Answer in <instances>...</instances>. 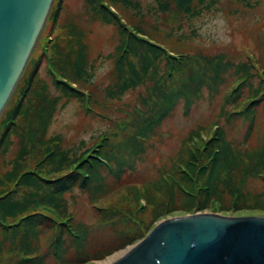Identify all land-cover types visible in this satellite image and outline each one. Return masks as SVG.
Instances as JSON below:
<instances>
[{
    "label": "trees",
    "instance_id": "trees-1",
    "mask_svg": "<svg viewBox=\"0 0 264 264\" xmlns=\"http://www.w3.org/2000/svg\"><path fill=\"white\" fill-rule=\"evenodd\" d=\"M155 1L156 12L174 13L190 22L223 3ZM236 1L251 7L252 0ZM65 3L55 0L44 28L61 29V37H56L51 52L31 57L0 118V160L10 153L15 138L20 144L16 157L7 163L10 169H0V263L7 246L16 258L11 264L104 260L146 238L154 222L170 215L212 210L264 217V135L256 147L244 145L259 131V119H264V75L249 58L238 63L225 53L181 51L186 45L182 25L169 32L146 26L139 0H86V5L91 20L114 27L118 34L110 55L114 80L104 89V98L119 101L146 88L140 95L141 107L119 126V132L100 134L90 147L66 149L63 137H48L59 109L71 101L79 102L87 114L105 116L91 107L96 103L85 88L93 83L96 62H90L84 32L75 23H62ZM132 17L139 21H129ZM43 60L48 62L50 84L39 76ZM220 88L226 91L220 109L225 123L193 129L169 168H159V175L145 183L129 182L177 106L183 104L188 116L204 89L215 96ZM236 120L247 126L243 143L235 144L228 136ZM113 137L121 141L114 143ZM33 150L38 156L34 167L27 158ZM123 191L126 200L105 201ZM77 193L87 196L97 212L93 225L78 221L73 210ZM142 199L147 203L145 212L151 214L149 222L135 215ZM99 235L106 238L91 246ZM90 246L97 250L93 259L86 253L88 249L90 255Z\"/></svg>",
    "mask_w": 264,
    "mask_h": 264
},
{
    "label": "rangeland",
    "instance_id": "rangeland-1",
    "mask_svg": "<svg viewBox=\"0 0 264 264\" xmlns=\"http://www.w3.org/2000/svg\"><path fill=\"white\" fill-rule=\"evenodd\" d=\"M139 1L141 2L144 13L143 23L146 26L152 27L157 25L164 32H169L172 29L177 30L182 25L186 45L183 43L184 47L181 48V51L188 52L190 55H194V53H203L205 55L225 53L227 57L238 63L244 62L249 58L258 65V72L264 75V0H252L251 7L241 5L236 0H223V3L216 11L206 13L201 18L191 22L182 18H176L174 13L169 12L164 15L156 12L157 5L155 0ZM65 2L62 23H75L79 30L84 32L89 48L90 62H96L93 71V83L88 88H85L86 92L91 94L92 100L96 103V105L92 103L91 107L93 110L105 115L101 117L87 114L82 105L77 101H71L65 107L59 109L49 130L48 137L51 138L60 135L63 137L64 147L66 149L72 148L76 150L78 148L92 146L98 141L97 138L100 134L107 133L113 135L116 131L119 132V126L124 121H127L128 117L131 119V115L135 113V110L141 107L139 105L140 95L145 93L146 88L133 91L119 101H110L104 98V89L114 80V76L111 73L114 63L110 55L118 43L117 31L114 27L104 25L100 21L91 20V14L87 8L86 0H65ZM132 18L129 21H139V18ZM50 27L47 25L44 32H42L43 34H41L31 57L38 58L43 54V51L44 53L47 50V53L51 52L56 37H61L63 32L61 29L50 30ZM61 45L64 47L63 44ZM47 63L46 60H43L41 63L39 76L46 79L50 84V79L47 75ZM226 78L230 80L228 74ZM50 88L55 93L53 86ZM225 93V89L220 88L218 95L212 96L207 89H204L202 99L192 108L188 116L185 115L183 104H179L169 119L162 124L159 135L152 140L153 145L147 154L143 156L141 162L138 163L137 171L128 178V181L145 183L147 180L159 175V168H169L188 133L198 126L210 127L219 121L221 124H224L225 121L220 117V109L223 105ZM143 110L145 109L143 108ZM232 124L233 127L231 126L230 132L227 129L229 138L235 144L243 143V136L246 134L247 126L237 120ZM258 124L259 131L254 133L247 143H244L249 149L256 147L259 139L264 135V119H259ZM112 141L117 143L121 139L116 140L113 137ZM82 142H85L84 146H82ZM19 150L20 144L18 139L15 138L10 153L4 160H0L1 171L10 169V165H7V163L16 157ZM36 153L37 150H33L27 157L29 158V164L33 167L35 164L37 165L38 156H36ZM257 189H261V186H257ZM123 192L120 196L115 194L105 197V201L108 203H117L121 197L126 200L125 196L127 194L125 191ZM76 198L77 204L73 210L78 221L83 223L87 222L91 225L96 223L98 218L97 212L90 205L87 196L77 193ZM140 206L142 208L138 207L136 209L138 213L135 215L149 222L151 220V214L150 211L145 212L148 209L144 199L141 200ZM206 213L228 217H248L247 215H249L246 212L213 213L212 210ZM181 216L186 215H170L158 222H154V228L150 232L161 223ZM105 238V235H99L90 244L92 246ZM139 242L115 252L104 260H91L88 264L104 262L120 252L132 249ZM91 246L90 255L88 254V249L86 253L88 258L93 259L96 256L95 252L97 250L91 249ZM5 254L0 264H11L16 260L13 254L9 253V246L6 247ZM50 264L53 263L50 262Z\"/></svg>",
    "mask_w": 264,
    "mask_h": 264
},
{
    "label": "water",
    "instance_id": "water-1",
    "mask_svg": "<svg viewBox=\"0 0 264 264\" xmlns=\"http://www.w3.org/2000/svg\"><path fill=\"white\" fill-rule=\"evenodd\" d=\"M55 0H0V117ZM112 264H264V217L197 213L169 219Z\"/></svg>",
    "mask_w": 264,
    "mask_h": 264
},
{
    "label": "bare ground",
    "instance_id": "bare-ground-1",
    "mask_svg": "<svg viewBox=\"0 0 264 264\" xmlns=\"http://www.w3.org/2000/svg\"><path fill=\"white\" fill-rule=\"evenodd\" d=\"M131 250L133 249H128L126 251H123V252H120L119 254L107 259L106 261L104 262H100L99 264H112L113 262L121 259L123 256H125L127 253H129Z\"/></svg>",
    "mask_w": 264,
    "mask_h": 264
}]
</instances>
